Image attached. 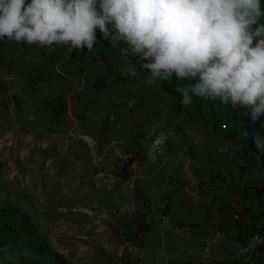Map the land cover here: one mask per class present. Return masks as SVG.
<instances>
[{
    "label": "rangeland",
    "instance_id": "374dc122",
    "mask_svg": "<svg viewBox=\"0 0 264 264\" xmlns=\"http://www.w3.org/2000/svg\"><path fill=\"white\" fill-rule=\"evenodd\" d=\"M105 41L91 50L70 51L67 45L0 39V214L12 206L28 214L38 233L29 241L42 250L31 252L23 235L15 243H0V264H103L110 254L106 226L120 217L103 214L117 210L110 208L116 201H106L120 190L114 177L120 149L125 150L129 131L134 137L146 117L167 109L185 112L203 127V158L212 169L198 170L199 186L214 197L206 183L219 192L239 185L247 189L251 217L264 218V148L249 142L253 124L246 110L195 97L181 106L176 89L189 80L173 76L146 84L141 61L122 55L121 44ZM130 63L137 68L134 76L127 73ZM261 122L254 135L264 134ZM215 168L219 177L212 179ZM183 171L195 180V171L187 166ZM233 179L242 185H221ZM237 195H232L236 203L244 202Z\"/></svg>",
    "mask_w": 264,
    "mask_h": 264
},
{
    "label": "clouds",
    "instance_id": "9594fccd",
    "mask_svg": "<svg viewBox=\"0 0 264 264\" xmlns=\"http://www.w3.org/2000/svg\"><path fill=\"white\" fill-rule=\"evenodd\" d=\"M97 30L141 61L146 84L189 80L181 106L195 97L244 108L249 124L264 116V0H0V39L91 50ZM165 139L148 146L150 162ZM252 142L264 148V134Z\"/></svg>",
    "mask_w": 264,
    "mask_h": 264
},
{
    "label": "crops",
    "instance_id": "0c3cea01",
    "mask_svg": "<svg viewBox=\"0 0 264 264\" xmlns=\"http://www.w3.org/2000/svg\"><path fill=\"white\" fill-rule=\"evenodd\" d=\"M190 120L185 112L167 109L146 117L143 128L134 132V137L128 132L125 150L120 149L121 165L115 168L117 173L114 171L120 190L106 201L109 204L116 201L110 208L122 210L123 215L113 220L112 226H106L105 246L110 254L103 264H121V259L124 264H205L202 239L218 229L232 232H228V239L218 246L217 242H206L207 251H211L218 264H264V248L252 256L231 260L230 255L236 250L234 240L256 228L264 229V218L251 217L253 206L249 196H245L246 188L236 185L219 192L221 190L209 182L205 187L216 193L211 197L210 191L199 186L202 176L198 170L207 165L200 136L203 127ZM160 133H164L166 139L159 146L156 159L150 162L146 150ZM137 150L141 151L140 155ZM184 166L195 171V180L186 178ZM216 169H213L216 176L212 179L219 177ZM236 194L244 199L239 206L236 203V212H242L240 221L232 218L229 209L235 199L232 195ZM202 207L207 209L206 217L201 215ZM223 207L227 216L222 213ZM138 214L142 216L138 218Z\"/></svg>",
    "mask_w": 264,
    "mask_h": 264
},
{
    "label": "trees",
    "instance_id": "16d2710c",
    "mask_svg": "<svg viewBox=\"0 0 264 264\" xmlns=\"http://www.w3.org/2000/svg\"><path fill=\"white\" fill-rule=\"evenodd\" d=\"M96 36L98 40L97 42L100 44L106 43L105 40L100 39V33L98 30L96 31ZM262 118L263 116L253 124L248 132L250 136V144L253 143L252 137L259 128ZM10 208L9 211L3 210L2 214H0V243H15L16 241L21 240L23 235H26V247L31 250V252L36 251V253H41L42 250L32 245L29 241V239L38 236L34 224L31 223L30 216L28 214H20L19 209L14 206Z\"/></svg>",
    "mask_w": 264,
    "mask_h": 264
},
{
    "label": "built area",
    "instance_id": "2783aa9c",
    "mask_svg": "<svg viewBox=\"0 0 264 264\" xmlns=\"http://www.w3.org/2000/svg\"><path fill=\"white\" fill-rule=\"evenodd\" d=\"M223 129L226 128V126H222ZM253 161V159H252ZM232 183H237L242 185L240 179H233L232 181L228 182H222V186H229ZM214 194H211L209 192V196H213ZM230 212L232 214V218L236 221L242 220V212H236V201H231V204L229 205ZM91 214H93L91 212ZM105 218H116L122 215L118 214V209L115 211H104L103 212ZM201 215L203 217H206V208H201ZM208 237H214V232L211 231L207 235L203 237V241L205 243L204 250H203V258L205 261V264H218L217 261L214 258V255H208L207 247H206V238ZM229 234L226 230H222L221 238H216L217 246L220 245L225 239H228ZM234 244L236 247V250L230 255V258L232 260V257H239L240 255L244 254V252H251V256L254 252L258 251L261 246L264 244V236L262 235V229L256 228L254 229L250 234L236 238L234 240Z\"/></svg>",
    "mask_w": 264,
    "mask_h": 264
},
{
    "label": "bare ground",
    "instance_id": "6f19581e",
    "mask_svg": "<svg viewBox=\"0 0 264 264\" xmlns=\"http://www.w3.org/2000/svg\"><path fill=\"white\" fill-rule=\"evenodd\" d=\"M221 234H222V230L218 229L216 231V233L214 234V237H208V238H206V240L207 241H216V238H221ZM262 235L264 236V231H262ZM262 246H264V244ZM246 253H249V252H244V254H246Z\"/></svg>",
    "mask_w": 264,
    "mask_h": 264
}]
</instances>
